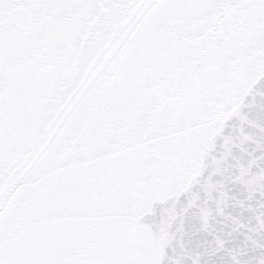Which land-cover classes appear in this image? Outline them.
<instances>
[{"label": "snow or ice", "instance_id": "snow-or-ice-1", "mask_svg": "<svg viewBox=\"0 0 264 264\" xmlns=\"http://www.w3.org/2000/svg\"><path fill=\"white\" fill-rule=\"evenodd\" d=\"M0 264H264V0H0Z\"/></svg>", "mask_w": 264, "mask_h": 264}]
</instances>
